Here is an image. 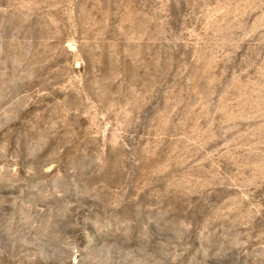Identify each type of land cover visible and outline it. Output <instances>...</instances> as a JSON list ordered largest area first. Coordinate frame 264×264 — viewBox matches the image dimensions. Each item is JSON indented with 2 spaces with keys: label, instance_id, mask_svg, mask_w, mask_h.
Segmentation results:
<instances>
[{
  "label": "rangeland",
  "instance_id": "1",
  "mask_svg": "<svg viewBox=\"0 0 264 264\" xmlns=\"http://www.w3.org/2000/svg\"><path fill=\"white\" fill-rule=\"evenodd\" d=\"M0 264H264V0H0Z\"/></svg>",
  "mask_w": 264,
  "mask_h": 264
}]
</instances>
